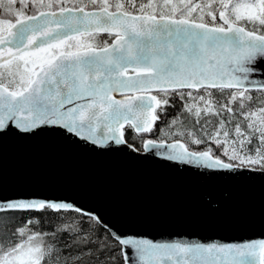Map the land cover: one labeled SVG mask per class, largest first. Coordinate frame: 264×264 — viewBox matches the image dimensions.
<instances>
[{
  "label": "snow or ice",
  "instance_id": "1",
  "mask_svg": "<svg viewBox=\"0 0 264 264\" xmlns=\"http://www.w3.org/2000/svg\"><path fill=\"white\" fill-rule=\"evenodd\" d=\"M0 16V133L56 127L101 148L264 174V79L252 78L264 76V0H0ZM99 33L113 42L94 45ZM26 212L50 231L39 217L13 230L9 214ZM116 255L264 264V239L154 242L117 234L74 201L0 198V264H117Z\"/></svg>",
  "mask_w": 264,
  "mask_h": 264
},
{
  "label": "water",
  "instance_id": "2",
  "mask_svg": "<svg viewBox=\"0 0 264 264\" xmlns=\"http://www.w3.org/2000/svg\"><path fill=\"white\" fill-rule=\"evenodd\" d=\"M150 177L171 178L189 190L159 192L174 199L162 204L152 194L161 182L149 184ZM16 197L74 201L100 215L117 234L154 242L244 244L264 239V174L259 171L212 173L154 153L93 146L56 127L0 133V198Z\"/></svg>",
  "mask_w": 264,
  "mask_h": 264
},
{
  "label": "bare ground",
  "instance_id": "3",
  "mask_svg": "<svg viewBox=\"0 0 264 264\" xmlns=\"http://www.w3.org/2000/svg\"><path fill=\"white\" fill-rule=\"evenodd\" d=\"M132 135V133L129 135V137ZM129 142L132 143L131 139H129ZM106 169L107 170H111L112 167L109 166V165H106ZM156 178H151L150 177V180H147V183L149 184H153L155 182H161L160 185H161V188L159 191H154L152 192V194L156 193L157 197L156 199L160 200V202L162 204H166V203H170L171 201H173L174 199L172 197H170L167 193H164V194H161L159 192H162L164 191L165 189L166 190H172V191H177L179 193H187L188 190H189V187L186 183H176L177 180H174V179H171V178H168L167 180H162V181H155ZM161 180V179H160ZM219 186V185H218ZM217 186V187H218ZM206 207L207 209H216L213 205H209V204H206ZM200 209H203L202 206L200 207ZM230 211V210H229ZM235 213V211L231 210L230 213ZM41 216V215H40ZM201 217V216H200ZM40 218V217H39ZM45 231H50L49 228H44Z\"/></svg>",
  "mask_w": 264,
  "mask_h": 264
},
{
  "label": "trees",
  "instance_id": "4",
  "mask_svg": "<svg viewBox=\"0 0 264 264\" xmlns=\"http://www.w3.org/2000/svg\"><path fill=\"white\" fill-rule=\"evenodd\" d=\"M84 3H87V0H83ZM137 3H139V0H137ZM30 7V5H28ZM14 9L16 10H20L21 6L19 4V2H17V4L12 6ZM24 11H27V9H23ZM3 17V16H0ZM255 95V93H253ZM171 112V109L169 110ZM131 132L128 133V135H130ZM9 215L16 217V221L15 223L11 226L12 229L14 230L16 226H19L21 223H23L24 221H26L28 218L31 217H40L41 218V230H44V228H46V226L43 223V219H44V215H42L39 212H26V213H10ZM41 215V216H40ZM50 215V214H47ZM115 255V253H113ZM116 260H117V264H123V260L119 257V255H116Z\"/></svg>",
  "mask_w": 264,
  "mask_h": 264
},
{
  "label": "rangeland",
  "instance_id": "5",
  "mask_svg": "<svg viewBox=\"0 0 264 264\" xmlns=\"http://www.w3.org/2000/svg\"><path fill=\"white\" fill-rule=\"evenodd\" d=\"M0 18H5V17H0ZM103 40H107V42L109 41L107 36H106V37H101V36H99V35H95V38H94V40L92 41V43H93L94 45H96V46H100V45H103V44H102V41H103Z\"/></svg>",
  "mask_w": 264,
  "mask_h": 264
}]
</instances>
